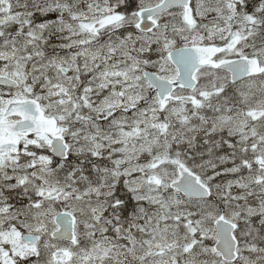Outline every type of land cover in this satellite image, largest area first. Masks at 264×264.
Here are the masks:
<instances>
[{"label": "snow or ice", "instance_id": "6c2138e0", "mask_svg": "<svg viewBox=\"0 0 264 264\" xmlns=\"http://www.w3.org/2000/svg\"><path fill=\"white\" fill-rule=\"evenodd\" d=\"M0 264H264V0H0Z\"/></svg>", "mask_w": 264, "mask_h": 264}]
</instances>
